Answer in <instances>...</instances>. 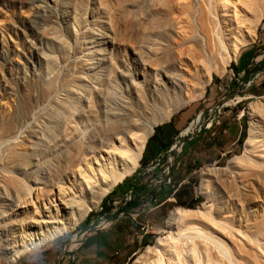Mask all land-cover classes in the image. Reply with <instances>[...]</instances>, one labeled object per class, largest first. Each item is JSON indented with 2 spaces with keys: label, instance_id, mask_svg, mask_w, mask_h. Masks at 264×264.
I'll list each match as a JSON object with an SVG mask.
<instances>
[{
  "label": "bare ground",
  "instance_id": "1",
  "mask_svg": "<svg viewBox=\"0 0 264 264\" xmlns=\"http://www.w3.org/2000/svg\"><path fill=\"white\" fill-rule=\"evenodd\" d=\"M129 2L120 1L125 8ZM108 5L107 0L83 2L84 81H65L62 90L48 85L37 98L15 99L16 91H4L2 98L11 103L0 115V262L15 264L25 254L73 233L137 171L155 129L203 98L214 77L224 76L241 50L256 42L264 20V0H174L161 3L155 12L160 19L146 23L132 15V24L126 21L122 27ZM37 10L44 20L49 16L42 26L45 37L59 26L61 14L52 10L47 15L42 6ZM102 11L110 14L111 35L104 31L108 24L102 23ZM75 14L78 21L80 15ZM53 37L52 42L61 41L57 34ZM198 38L210 53L217 41L212 63L202 57ZM133 60L136 71L131 69ZM177 91L183 95L145 124L134 113L125 120L118 115L128 107L155 110ZM0 104L5 105L3 100ZM251 119V144L261 130V141L251 153L264 160L263 103L251 108ZM218 173L208 171L206 185L214 176L220 180ZM221 180L250 212L232 225L240 231L253 229L256 215L264 219V177L248 175L246 191L237 190L225 176ZM217 218L228 221L224 215ZM203 221L200 213L178 210L170 220L171 239L199 240L210 256L208 264L227 262L228 253L220 243L228 233L224 230L226 237L222 236Z\"/></svg>",
  "mask_w": 264,
  "mask_h": 264
},
{
  "label": "rangeland",
  "instance_id": "2",
  "mask_svg": "<svg viewBox=\"0 0 264 264\" xmlns=\"http://www.w3.org/2000/svg\"><path fill=\"white\" fill-rule=\"evenodd\" d=\"M56 1L54 4L52 0H0V100L5 103L4 106L0 104V115L8 111L10 101L2 98L7 88L16 91L15 99H26L41 96L48 85L56 84L58 90H62L65 81H84L87 46L81 22L84 0ZM92 1L95 5L97 0ZM107 1L111 13L117 15L114 20L121 18L122 27L126 21L132 24L133 16L137 15L146 23L160 19V14L155 12L161 10V3L174 2L129 0L125 8L121 0ZM39 6L47 10V15L52 10L61 14L59 26H54L45 37L42 26L44 21H49V16L44 20L37 10ZM65 11L68 13L66 16ZM75 11L80 15L78 21ZM100 14L102 23L108 24L104 31L111 35L113 27L109 12ZM54 34L61 41L52 42ZM198 41L205 61L208 64L215 61L217 41L214 40V53L208 51L204 40L198 38ZM187 46L183 45V48ZM116 56L121 60L120 54ZM132 62L131 69L136 71V64L134 60ZM118 71L121 74L123 67L119 66ZM182 93L177 91L170 95L159 102L155 110L140 108V113L136 107H128L118 115L122 114L121 119L125 120L134 113L145 124L151 117L161 114L165 105H172ZM259 102L264 105V20L258 29L256 42L241 50L237 62L224 76L214 77L205 96L182 108L169 123L155 129L137 171L127 178L138 174L141 185H147L154 192L142 199L144 205L117 216V212L126 209L125 203L132 198L131 193L125 201L121 193L110 198L116 187L73 233L25 254L15 264H22L32 257H40L46 264H61L64 257L78 251L81 242L89 235L108 230L111 224L123 232L128 243H134L127 247L126 264H208L210 256L199 240L183 243L171 239L170 220L178 210L200 213L204 217L203 226L225 237L224 230L228 233V239L220 243L228 253V261L213 264H264L263 216L256 215V219L251 220V225H257L249 231L234 227L232 224L239 217L244 218L250 212L238 203L234 191L220 182L225 176L229 184L244 191L248 175L264 177V160L255 159L251 153L261 141L259 128L260 134L250 143L253 138L251 108ZM32 110L37 109L33 106ZM160 127L161 139L166 145L164 149H160L153 140ZM208 171L222 174L220 180L214 176L212 184L206 185L204 178ZM225 172L228 174H223ZM179 190L187 193L182 202L194 205L193 208L180 206L173 198L164 202L160 200V195L164 199L169 192ZM107 199L106 207L110 212L105 213L102 206ZM218 210H222L221 214L217 213ZM218 215H224L228 221L218 219ZM150 250L155 251L149 254ZM0 264L8 263L1 260Z\"/></svg>",
  "mask_w": 264,
  "mask_h": 264
},
{
  "label": "crops",
  "instance_id": "3",
  "mask_svg": "<svg viewBox=\"0 0 264 264\" xmlns=\"http://www.w3.org/2000/svg\"><path fill=\"white\" fill-rule=\"evenodd\" d=\"M129 244L134 243H128L123 232L118 231L115 224H111L108 230L89 235L81 242L78 251L64 257L61 264H126V250ZM22 264L46 263H43L40 257H32Z\"/></svg>",
  "mask_w": 264,
  "mask_h": 264
},
{
  "label": "trees",
  "instance_id": "4",
  "mask_svg": "<svg viewBox=\"0 0 264 264\" xmlns=\"http://www.w3.org/2000/svg\"><path fill=\"white\" fill-rule=\"evenodd\" d=\"M161 135H162V128H158L156 130V134L153 138V140L158 144L159 148L160 149H164L165 148V144L163 143L162 139H161ZM168 145V144H167ZM144 162V161H143ZM141 180L138 179V174L135 175L133 178H130V179H127L122 185L118 186L117 189L115 190V192L110 196V198H112V196L116 195L117 193H121L122 196H123V199L125 201V197L131 193V198L132 200L130 202H127L125 203V208L123 211L122 210H119L117 212V216L124 213V214H128L130 213L136 206L140 207L142 205H144V202H142V199L145 198L146 196H150L152 195L154 192L152 191L151 188H149L147 185H141ZM155 197H157V195H153ZM187 196V193H185L184 191L182 190H179L177 192H169L168 194H166L165 196V200L162 199L163 198V195L161 196L160 195V200L161 201H166L167 199H170V198H173V199H176L177 200V203L180 205V206H183V207H187L189 209L193 208L194 205H187V204H184L182 202V200L184 199V197ZM159 200V201H160ZM108 199L104 202L103 206H102V209L103 211H105V213H108L110 212V209H108L106 207L107 203H108Z\"/></svg>",
  "mask_w": 264,
  "mask_h": 264
},
{
  "label": "water",
  "instance_id": "5",
  "mask_svg": "<svg viewBox=\"0 0 264 264\" xmlns=\"http://www.w3.org/2000/svg\"><path fill=\"white\" fill-rule=\"evenodd\" d=\"M161 126H162V125H161ZM154 133H155V132H154ZM153 135H154V134H153ZM134 174H135V173H134ZM134 174H133V175H134ZM126 180H127V179H126ZM126 180H125V181H126ZM125 181H124V182H125ZM124 182H123V183H124ZM123 183H121L120 185H122ZM117 187H118V186H117Z\"/></svg>",
  "mask_w": 264,
  "mask_h": 264
},
{
  "label": "built area",
  "instance_id": "6",
  "mask_svg": "<svg viewBox=\"0 0 264 264\" xmlns=\"http://www.w3.org/2000/svg\"><path fill=\"white\" fill-rule=\"evenodd\" d=\"M74 261V260H73Z\"/></svg>",
  "mask_w": 264,
  "mask_h": 264
}]
</instances>
